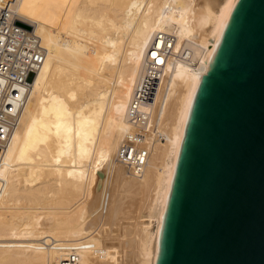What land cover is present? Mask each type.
<instances>
[{"label": "bare ground", "instance_id": "obj_1", "mask_svg": "<svg viewBox=\"0 0 264 264\" xmlns=\"http://www.w3.org/2000/svg\"><path fill=\"white\" fill-rule=\"evenodd\" d=\"M236 2L17 0L46 56L0 152V264H60L63 242L78 264H157L197 90ZM151 64L164 74L135 174L117 149Z\"/></svg>", "mask_w": 264, "mask_h": 264}, {"label": "water", "instance_id": "obj_2", "mask_svg": "<svg viewBox=\"0 0 264 264\" xmlns=\"http://www.w3.org/2000/svg\"><path fill=\"white\" fill-rule=\"evenodd\" d=\"M157 264H264V0H237L201 78Z\"/></svg>", "mask_w": 264, "mask_h": 264}, {"label": "built area", "instance_id": "obj_3", "mask_svg": "<svg viewBox=\"0 0 264 264\" xmlns=\"http://www.w3.org/2000/svg\"><path fill=\"white\" fill-rule=\"evenodd\" d=\"M16 2L0 0V152L12 140L19 114L46 56V49L32 26L16 24L17 21L27 24L17 17ZM163 74L157 64L149 65L129 101L128 120L133 127L124 135L117 158L135 174L142 171L149 152L145 142L153 101ZM6 188L7 179L0 175V200L4 198ZM63 247L69 254L60 264H78L80 248L77 242H63Z\"/></svg>", "mask_w": 264, "mask_h": 264}]
</instances>
